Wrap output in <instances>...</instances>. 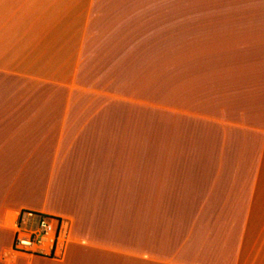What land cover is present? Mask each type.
Returning a JSON list of instances; mask_svg holds the SVG:
<instances>
[{
	"label": "crops",
	"instance_id": "obj_1",
	"mask_svg": "<svg viewBox=\"0 0 264 264\" xmlns=\"http://www.w3.org/2000/svg\"><path fill=\"white\" fill-rule=\"evenodd\" d=\"M167 1L0 0V264H264V29Z\"/></svg>",
	"mask_w": 264,
	"mask_h": 264
},
{
	"label": "rangeland",
	"instance_id": "obj_2",
	"mask_svg": "<svg viewBox=\"0 0 264 264\" xmlns=\"http://www.w3.org/2000/svg\"><path fill=\"white\" fill-rule=\"evenodd\" d=\"M170 11L183 17L184 12L193 17L210 15L211 13L226 14L230 12L231 20L204 19L226 28L232 21L237 27L246 26L247 29H264V0H168ZM199 22V21H197ZM178 55V53H175ZM121 211V210H120ZM30 228V227H29ZM78 264H82L78 263Z\"/></svg>",
	"mask_w": 264,
	"mask_h": 264
},
{
	"label": "built area",
	"instance_id": "obj_3",
	"mask_svg": "<svg viewBox=\"0 0 264 264\" xmlns=\"http://www.w3.org/2000/svg\"><path fill=\"white\" fill-rule=\"evenodd\" d=\"M26 215L37 219V223L18 232L14 242L15 248L19 251L34 250V252L52 254L57 233L50 225V219L34 213H26Z\"/></svg>",
	"mask_w": 264,
	"mask_h": 264
}]
</instances>
